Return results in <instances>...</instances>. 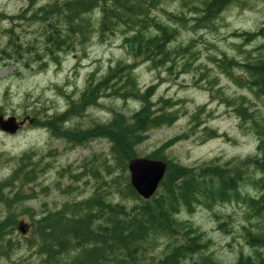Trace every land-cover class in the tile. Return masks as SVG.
I'll use <instances>...</instances> for the list:
<instances>
[{
  "label": "rangeland",
  "instance_id": "374dc122",
  "mask_svg": "<svg viewBox=\"0 0 264 264\" xmlns=\"http://www.w3.org/2000/svg\"><path fill=\"white\" fill-rule=\"evenodd\" d=\"M53 1H5L7 22L0 30V115L16 116L30 122L15 134L0 129V183L18 170L25 154L30 155V159L23 165L24 170L34 164L36 175L29 184L15 181L17 188L6 187L4 194L0 193V222L7 219L12 210L23 215H19L10 232L0 237V264L40 262L42 257L37 248L28 243L36 218L75 198L83 200L91 196L98 186V169L108 183L118 177V169L112 168L114 173L109 174L104 167V164H115L111 144L106 138L69 142L41 123L45 116L68 111L71 100L79 97L88 80L93 77L97 82L117 61L135 63L139 85L143 89L154 87L153 101L168 99L178 110V119L172 125L147 133L138 146L140 156L147 157L168 142L165 154L184 166L199 167L209 161L224 164L234 158L245 160L257 153L259 138L253 120L264 123V96L253 90L250 76L243 67L249 61L264 58V34H260L261 29L264 32V0H236L215 20V26L198 29L193 28L190 19L193 17L190 2L161 1L152 11L157 19L173 24L169 13L188 18L181 25L173 24L179 28L173 45H190L191 52L169 65H155L134 58L121 29L104 40L93 34L85 49L77 46L73 51L60 52L59 63H56L51 55L43 52L47 47L40 35L42 24L31 18L40 6ZM246 33L256 35L249 37ZM14 42L18 46L12 47ZM7 45L10 46L9 54L13 55L9 60L1 53ZM17 49H20L18 55ZM161 104L157 103V106ZM140 105L137 99L105 94L82 115L70 118L66 126L88 128L98 122L115 120L118 115L130 121ZM241 106L253 115L251 119L242 114ZM210 129L218 135L209 138ZM12 189L20 191L25 198L10 209L5 201L16 193H12ZM118 191L117 187H111L107 194L116 201L133 203L131 199L125 200ZM243 191L254 197L261 194L251 181L245 184ZM27 208L34 216H31L32 212L22 213ZM249 213L246 204L232 201L213 208L199 205L193 213L183 210L181 218L191 221L205 233L206 250L222 264H236L240 255L258 263L260 259L264 260V246L252 247L246 234L247 230L263 233L264 217ZM21 223L26 228L25 234L19 229ZM168 243L167 239H161L144 264H157ZM193 260L200 259L195 255L185 264H192Z\"/></svg>",
  "mask_w": 264,
  "mask_h": 264
},
{
  "label": "trees",
  "instance_id": "16d2710c",
  "mask_svg": "<svg viewBox=\"0 0 264 264\" xmlns=\"http://www.w3.org/2000/svg\"><path fill=\"white\" fill-rule=\"evenodd\" d=\"M161 1L163 0H54L40 6L31 18L42 24L40 35L44 37L47 47L43 52L51 55L56 63H59L60 52L73 51L77 46L85 49L93 34L96 33L104 40L107 35L121 29L124 42L129 45V53L134 58H141L155 65H169L191 52L190 45H173L179 34V28L173 24L181 25L188 18L179 13H169L173 24L157 19L152 11ZM185 1L192 6L190 11L193 17L190 19L193 21V28L198 29L214 26L220 14L236 0ZM260 32L264 34L262 29ZM246 34L249 37L256 35ZM242 35L245 34H240ZM17 44L16 42L12 47L18 46ZM9 47L7 45V49L1 50L4 54L2 57L7 60L13 56L8 54ZM229 62L235 63L233 60ZM243 67L250 76L249 83L253 90L264 96V58L249 61ZM135 69V63L117 61L97 82L93 77L88 80L79 97L71 100L68 111L47 116L42 121L53 134L69 142L83 143L95 137L106 138L111 144L115 164H104V167L109 174L114 173L111 170L114 167L120 173L108 183L102 179L98 169V186H95L91 196L79 202L63 203L60 211H50L36 218L34 236L28 243L40 249L43 262L39 264H144L149 254L159 246L161 239H167L169 243L157 264H185L187 259L195 255L201 257V260H193L192 264H222L206 250L208 240L205 233L191 221L181 218L183 210L193 213L199 205L213 208L237 201L248 206L249 215L264 217V123H259L258 119L253 120L259 138L257 153L245 160L234 158L224 164L209 161L199 167L184 166L165 154L168 142L161 145L147 157L167 162L165 177L150 199H144L138 194L130 182L128 163L140 156L138 146L146 139L148 132L176 122L178 110L174 108L175 103L168 99L154 102V87L143 89L138 83ZM105 94L122 99H137L141 105L133 112L130 121L118 115L115 120L98 122L88 128L78 129L65 125L70 118L82 115L97 100L99 102ZM157 103L162 104L157 106ZM240 109L249 119L253 117L244 106ZM217 135L212 129L208 132L209 138ZM29 158L25 154L21 158L22 165L18 170L15 169V174L9 181L0 183V193L4 194L7 183V187H14L9 184L11 181L27 183L35 179V165L30 164L28 172L23 167ZM15 181L12 184L16 186ZM249 181L261 190L258 197L243 191ZM111 187H117L120 195L125 200H133V203L116 201L109 196L107 191ZM12 196L5 201L10 209L17 204L16 201L19 203L25 198L20 191ZM27 209V212H31V209ZM20 214L21 212L12 210L9 217L0 222V237L11 231L10 228L14 227ZM261 234L262 232L253 234L251 230H247L248 244L254 248L263 246L264 234ZM33 241L37 244L32 243ZM236 264H264V260L260 259L257 263L240 256Z\"/></svg>",
  "mask_w": 264,
  "mask_h": 264
},
{
  "label": "water",
  "instance_id": "95a60500",
  "mask_svg": "<svg viewBox=\"0 0 264 264\" xmlns=\"http://www.w3.org/2000/svg\"><path fill=\"white\" fill-rule=\"evenodd\" d=\"M25 121L18 122L16 116L0 115V129L15 134ZM168 164L163 160L149 157H136L129 161L130 181L134 189L144 199H150L165 177ZM25 233L24 226H20Z\"/></svg>",
  "mask_w": 264,
  "mask_h": 264
},
{
  "label": "bare ground",
  "instance_id": "6f19581e",
  "mask_svg": "<svg viewBox=\"0 0 264 264\" xmlns=\"http://www.w3.org/2000/svg\"><path fill=\"white\" fill-rule=\"evenodd\" d=\"M31 4H32V3H31ZM33 4H34V3H33ZM35 5H36V4H35ZM47 5H48V4H47ZM30 6H31V5H30ZM50 6H51V5H50ZM32 7H33V5H32ZM48 8H49V7H48ZM41 10H42V9H41ZM43 10H44V9H43ZM45 10H46V8H45ZM39 11H40V10H39ZM50 11L52 12V10H50ZM50 11H49V12H50ZM22 12H23V11H22ZM25 12H26V10H25ZM25 12H24V13H25ZM40 12H41V11H40ZM42 12H43V11H42ZM51 12H50V13H51ZM28 13H29V12H28ZM37 13H38V12H37ZM46 13H47V12H46ZM7 14H8V13H7ZM22 14H23V13H22ZM40 14H41V13H40ZM23 15H24V14H23ZM26 15H27V14H26ZM36 15H37V14H36ZM51 15H52V14H51ZM20 16H21V15H20ZM34 16H35V15H34ZM38 16H39V15H38ZM6 17H7V15H6ZM21 17H23V16H21ZM41 17H42V16H41ZM18 18H19V17H18ZM38 18H40V17H38ZM49 19H52V18L49 17ZM15 20H16V19H15ZM19 20H20V18H19ZM52 20H53V19H52ZM8 21H9V20H8ZM45 22H46V20H45ZM14 23H15V22H14ZM18 23H19V22H18ZM49 23H50V22H49ZM46 24H47V23H46ZM93 24H94V23H93ZM212 24H213V23H212ZM52 25H53V24H52ZM214 26H215V25H214ZM53 27H54V25H53ZM2 28H3V27H2ZM50 35H51V34H50ZM49 37H50V36H49ZM49 37H48V38H49ZM51 37H52V36H51ZM15 43H16V42H15ZM15 43H14V44H15ZM51 44H52V43H51ZM19 46H21V44H20ZM56 46H57V45H56ZM20 48H21V47H20ZM56 48H58V47H56ZM6 49H7V48H6ZM50 49H51V48H50ZM18 50H20V49H17V51H15V52H17V55L19 54V53H18ZM13 51H14V49H13ZM20 53H21V51H20ZM8 54H9V53H8ZM9 55H10V54H9ZM5 56H7V55L5 54ZM10 56H11V55H10ZM22 56H24V55H22ZM15 58H16V57H15ZM16 60H17V59H16ZM18 61H19V60H18ZM24 64H25V63H24ZM91 85H93V84H91ZM90 87H91V86H90ZM84 94H85V93H84ZM70 99H71V98H70ZM75 101H76V100H75ZM158 109H159V108H158ZM158 109H156V110H158ZM68 110H69V109H68ZM85 110H86V109H85ZM159 111H160V109H159ZM35 114H36V113H35ZM36 115H37V114H36ZM54 115H55V114H54ZM56 116H57V115H56ZM45 117H47V116H45ZM45 117H44V118H45ZM49 117H51V116H49ZM56 118H57V117H56ZM54 119H55V118H54ZM68 121H69V120H68ZM68 121H67V122H68ZM67 122H66V123H67ZM39 123H40V122H39ZM41 123H42V122H41ZM41 123H40V124H41ZM95 124H96V123H95ZM65 125H66V124H65ZM43 126H44V125H43ZM63 126H64V125H63ZM262 126H263V125H261V129H263ZM45 127H46V126H45ZM42 129H43V128H42ZM46 129H47V128H46ZM52 133H53V132H52ZM52 135H53V134H52ZM55 137H56V136H55ZM57 138H58V137H57ZM83 141H84V140H83ZM79 142H80V141H79ZM81 142H82V141H81ZM70 144H71V143H70ZM139 144H140V143H139ZM33 153H34V152H33ZM258 155H259V154H258ZM24 156H25V155H24ZM29 156H30V155H29ZM33 156H34V154H33ZM262 157H263V156H262ZM29 159H30V158H29ZM31 159H32V158H31ZM24 160H25V159H24ZM25 163H26V162H25ZM32 163H33V161H32ZM21 164H22V163H21ZM246 164H248V163H246ZM243 165H244V163H243ZM245 166H246V165H245ZM83 167H84V166H83ZM246 167H247V166H246ZM27 168H28V167H27ZM29 168H30V167H29ZM239 168H240V167H239ZM25 169H26V168H25ZM247 169H248V168H247ZM247 169H246V171H247ZM250 169H252V168H250ZM250 169H249V170H250ZM254 169H255V168H254ZM254 169H253V170H254ZM16 170H17V169H16ZM16 170H15V171H16ZM243 170H244V169H243ZM243 170H242V171H243ZM249 170H248V171H249ZM253 170H252V172H253ZM257 170H258V169H256V172H257ZM15 171H14V172H15ZM29 171H31V170H29ZM62 171H63V170H62ZM237 171H238V170H237ZM239 171H240V170H239ZM260 171H261V170H260ZM27 172H28V170H27ZM34 172H35V171H34ZM34 172H33V173H34ZM97 172H98V171H97ZM244 172H245V171H244ZM256 172H255V173H256ZM258 172H259V171H258ZM14 174H15V173H14ZM63 174L65 175L64 172H63ZM246 174H248V173H246ZM253 174H254V172H253ZM262 174H263V173H262ZM11 175H12V174H11ZM35 175H36V173H35ZM243 175H244V174H243ZM257 175H258V174H257ZM259 175H260V174H259ZM12 176H13V175H12ZM30 176H31V175H30ZM93 176H94V175H93ZM244 176H245V175H244ZM8 177H10V176H8ZM8 177H7V178H8ZM36 177H37V176H36ZM247 177H248V176H246V178H247ZM10 178H11V177H10ZM12 178H13V177H12ZM30 178H31V177H30ZM33 178H35V176H34ZM33 178H32V179H33ZM39 178H40V177H39ZM244 178H245V177H244ZM97 179H98V178H97ZM7 180L9 181V179H7ZM2 181H3V180H1V182H2ZM5 181H6V180H5ZM14 181H15V180H14ZM14 181H13V182H12V181L9 182V184H11V186L14 185V189H15V187L17 188L18 185L15 186V184H12V183H14ZM16 181H17V180H16ZM33 181H34V180H33ZM31 182H32V180H31ZM6 183H7V182H6ZM28 183H30V181L27 182L26 184H28ZM33 183H34V182H33ZM7 184H8V183H7ZM7 184H6V187H7ZM16 184H17V182H16ZM26 184H25V185H26ZM2 185H3V184H2ZM29 186H30V185H29ZM3 187L5 188L4 185H3ZM31 187L33 188V186H31ZM261 187H262V186H261ZM44 188H45V187H44ZM44 188H43V189H44ZM96 188H97V187H96ZM18 189H19V188H18ZM45 189H46V188H45ZM47 189H48V188H47ZM12 190H13V189H12ZM96 190H97V189H96ZM9 191H10V189H9ZM93 191H94V190H93ZM93 191H92V192H93ZM262 191H263V190H262ZM10 192H11V191H10ZM14 192H16V191L13 190L12 193H14ZM34 192H35V191H34ZM63 193H64V191H63ZM15 194H16V193H14V195H15ZM31 194H32V192H31ZM17 195H18V194H17ZM65 195H66V194H65ZM18 196H19V195H18ZM66 196H67V195H66ZM9 197H11V196H9ZM19 197H20V196H19ZM28 197H29V196H28ZM12 198H13V196H12ZM14 198H15V196H14ZM75 199H76V198H75ZM75 199H74V201H76V200H77V201L80 200V199H76V200H75ZM83 199H84V198H83ZM13 200L15 201V200H17V198H16V199H13ZM18 200H19V198H18ZM21 200H22V199H21ZM19 201H20V200H19ZM23 201H24V200H23ZM66 201H67V200H66ZM68 201H69V200H68ZM80 201H82V200H80ZM16 202L18 203V201H16ZM78 202H79V201H78ZM19 203H20V202H19ZM64 204H65V203H64ZM69 206H70V205H69ZM71 206H72V205H71ZM27 210H28V209H27ZM27 210L25 209L26 212H27ZM23 211H24V210H23ZM59 211H60V209H59ZM260 211H261V209H260ZM28 212H30V210H29ZM31 212H32V211H31ZM258 213H259V212H258ZM261 213H262V212H261ZM24 215H25V213H24ZM5 216H7V215H5ZM21 216H23V215H20V217H21ZM31 216H34V213H33V212H32V214H31ZM50 216H51V215H50ZM52 216H53V215H52ZM53 217H54V216H53ZM4 218H5V217H4ZM34 218H35V217H34ZM32 220H34V219H32ZM164 222H165V221H164ZM15 223H16V222H15ZM190 223H191V222H190ZM57 224H58V223H57ZM14 226H15V225H14ZM193 226H194V225H193ZM33 227H34V226H33ZM75 227H76V226H75ZM196 228H197V226H196ZM64 229H65V228H64ZM36 232H37V231H36ZM249 232H250V231H249ZM32 233H33V231H32ZM255 233H257V232H253V234H255ZM258 233H259V232H258ZM263 233H264V232H263ZM263 233H262V234H263ZM35 234H36V233H35ZM262 234H261V236H262ZM69 235H70V234H69ZM109 235H110V234H109ZM250 235H251V233H250ZM258 235H259V234H258ZM259 236H260V235H259ZM263 238H264V237H263ZM10 240H11V239H10ZM37 240H38V239H37ZM54 240H55V239H54ZM132 240H133V239H132ZM71 241H72V240H71ZM71 241H70V243H72ZM11 242H12V241H11ZM34 242H35V241H33L32 243H34ZM37 242H38V241H37ZM75 243H76V242H74V244H75ZM35 244H37V243L35 242ZM35 244H34V245H35ZM72 244H73V243H72ZM72 244H70V245H72ZM81 244H82V243H81ZM81 244H80V245H81ZM205 246H206V245H205ZM263 246H264V245H263ZM14 247H15V246H14ZM206 247H207V246H206ZM15 248H16V247H15ZM203 248H204V247H203ZM255 248H256V247H255ZM257 248H258V246H257ZM257 248H256V249H257ZM57 249H58V248H57ZM39 250H40V249L37 247L38 254L41 253V251H39ZM202 250H203V249H202ZM92 251H93V250H92ZM132 251H133V250H132ZM39 252H40V253H39ZM56 252H57V251H56ZM60 252H61V251H60ZM56 254H57V253H56ZM201 254H202V253H201ZM210 254H211V253H210ZM40 255H41V254H40ZM206 255L208 256L209 254H206ZM9 256H10V255H9ZM199 256H200V253H199ZM203 256H204V253H203ZM203 256H202V258H203ZM209 256H210V255H209ZM240 256H241V255H240ZM41 257H42V256H41ZM43 257L45 258L44 255H43ZM242 257H244V256H242ZM39 258H40V257H39ZM47 258H48V257H47ZM191 258H192V257H191ZM200 258H201V257H200ZM200 258H199V259H200ZM210 258H211V256H210ZM239 258H240V257H239ZM251 258H252V257H251ZM45 260H46V259H45ZM200 260H201V259H200ZM238 260H239V259H238ZM39 261H40V262H43V259L41 258V260H39ZM194 261H195V260H194ZM241 261H242V260H241ZM40 262H37V263L39 264ZM15 263H16V262H15ZM47 263H48V262H47ZM185 263H186V262H185ZM18 264H19V263H18ZM57 264H58V263H57ZM182 264H183V263H182Z\"/></svg>",
  "mask_w": 264,
  "mask_h": 264
},
{
  "label": "flooded vegetation",
  "instance_id": "af4514ba",
  "mask_svg": "<svg viewBox=\"0 0 264 264\" xmlns=\"http://www.w3.org/2000/svg\"><path fill=\"white\" fill-rule=\"evenodd\" d=\"M6 0H0V30H2V27H5L6 22H7V7H6ZM34 121H32L31 123H33ZM28 123V121L25 122V124L23 126H25ZM22 126V127H23Z\"/></svg>",
  "mask_w": 264,
  "mask_h": 264
}]
</instances>
